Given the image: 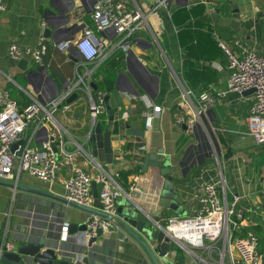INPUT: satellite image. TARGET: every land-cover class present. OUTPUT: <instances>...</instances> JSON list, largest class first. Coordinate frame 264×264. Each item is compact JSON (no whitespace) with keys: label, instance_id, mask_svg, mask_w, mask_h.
Listing matches in <instances>:
<instances>
[{"label":"crops","instance_id":"crops-1","mask_svg":"<svg viewBox=\"0 0 264 264\" xmlns=\"http://www.w3.org/2000/svg\"><path fill=\"white\" fill-rule=\"evenodd\" d=\"M95 1L2 0L5 9L0 10V89H8L21 109L37 102L53 115V119H44L47 113L42 111L28 125L24 136L32 138L31 146L40 149L50 131H56L58 138L54 146L60 156L73 154L75 163L89 171H95L93 166L97 165L121 186L123 193L118 207L126 206V196L132 194L136 203L161 222L195 214L200 185L222 178L229 204L236 201L235 219L239 223L236 235L254 231L264 253V143L257 144L247 126L254 95L230 91L224 102L201 114L192 134L177 127L174 112L190 115L193 106L180 98L182 85L189 86L183 79L187 54L178 40V33L184 27L172 19L175 10L201 3L206 6L201 17L205 25L197 26L202 33L212 28L218 39L232 50L239 51L235 42L239 41L264 56V0H166V5H157L156 0H133L145 13V25L135 30L127 55L113 46L98 60L99 65L84 63L74 46L85 26H92ZM77 4L84 6L86 14L78 24H69V12ZM42 34L49 47L43 64H37L30 55L20 60L10 58L11 44L36 47ZM99 35L117 39L116 32L109 29ZM62 41L70 43L67 52L58 48ZM196 45L190 62L212 66L217 78L210 87L225 89L231 72L229 62L221 57L212 60L211 57L218 55L217 48H212L204 36ZM81 77L89 81L90 91L81 83L71 95L77 93V98L70 103L65 101L70 109L65 110L62 104L52 110V102L77 86ZM212 77L211 71L206 80ZM94 81L101 82L99 88ZM203 87L200 84L193 90L199 93ZM102 93L114 117L111 120L107 110L105 118L97 119L94 124L91 99L97 101ZM143 95L162 109L150 129L146 127L147 106L141 99ZM192 101L197 108L198 99L193 96ZM107 130L111 132L113 157L117 160L113 163L108 162L104 150ZM146 153L169 159L173 193L165 194L163 177L153 176L140 166L146 160ZM121 171L128 174L127 184L119 176ZM68 174V168L63 169L51 184L23 172L16 190L0 184V243L7 240L15 248L19 246L27 227L25 221L44 223L48 217L47 222L58 228V221L66 219L73 231L76 229L73 224L80 225L89 218V213L48 195L65 194L64 181ZM94 183L93 194L101 187ZM132 185L134 190L130 188ZM118 232L116 228L106 233L110 235L106 244L109 264H154L140 242ZM147 242L160 264H195L176 243L172 242L175 245L171 244L170 251H178L177 256L166 257L157 251L156 242ZM234 254L238 256L236 251ZM203 256L209 260L206 254ZM225 263H230L229 258ZM0 264L8 263L0 261Z\"/></svg>","mask_w":264,"mask_h":264},{"label":"built area","instance_id":"built-area-1","mask_svg":"<svg viewBox=\"0 0 264 264\" xmlns=\"http://www.w3.org/2000/svg\"><path fill=\"white\" fill-rule=\"evenodd\" d=\"M157 5H166V0H156ZM91 14L92 26H85L82 36L74 42L76 50L79 51L84 63L100 64V61L113 46H117L124 54H128L131 49V39L137 28L145 25L146 16L135 1L133 0H96L93 3ZM5 5L0 0V10H4ZM86 14L83 5L77 4L69 12V24H78ZM115 29L117 39L99 35L108 29ZM45 35L42 34L39 44L36 47H21L17 44H11L8 54L14 60L23 59L30 55L37 64L44 63V57L48 52V45L45 42ZM239 51L232 50L226 43L221 42L225 50L231 69L229 81L225 89L211 88L196 93L193 89L182 85L181 100L186 104L192 105V112H174L173 119L175 125L182 128L186 134H192L195 124L200 120L201 114L205 113L213 105L224 102L230 91L243 92L250 88H255L253 92L254 102L250 106L247 126L257 144L264 143V56L249 46L235 41ZM68 41L59 43L58 48L67 52L70 48ZM92 71L90 72V75ZM83 83L84 87L90 91V83L81 77L73 89L68 90L60 98L52 102L51 109L57 110L65 101L71 97L75 88ZM82 85V84H81ZM195 96L199 101L196 108L193 105L192 98ZM145 101L147 111L145 112L146 127L152 128L155 117L160 113L161 106L151 101L146 95L141 96ZM91 116L95 120L107 111V102L105 94L102 93L97 101L91 99ZM69 104L64 105V109H70ZM46 112L44 119H53L51 110L37 102H32L21 109L16 99L8 89H0V181L12 182L16 190L20 176L23 172L30 174L40 180L54 183L57 173L68 168L69 174L64 181L65 187L69 192L70 201L85 206L95 208L93 193V183L101 184L98 196L102 203L100 211L110 216H117L118 199L123 193L120 185L116 184L106 172L97 165L93 168L95 171H89L75 163V156L67 153L61 156L55 149L58 134L52 130L48 139L44 140L40 149L31 146L32 138L24 136L28 125L36 117ZM26 139L22 148L21 155L11 151L14 143L20 139ZM221 186V187H220ZM131 190L135 189L132 185ZM199 206L196 214L188 216L170 217L164 223L158 220L157 227L162 229L165 236L170 238L171 244L176 243L193 260L195 264H226V258H229V264H262L263 252L260 249L261 241L254 231H248L244 234L236 235V229L239 226L235 216L236 201L229 204L223 186V179L213 182H203L200 185L196 195ZM87 229L83 232L86 240L96 237L97 230L103 229V233L109 232V229L115 225L114 220L100 216L96 213H89ZM60 231L53 228L54 231L62 235V240H68L71 223L66 219L58 221ZM67 234L69 237L67 238ZM220 242V244H218ZM15 249L13 242L3 240L0 243V255L5 251ZM238 253V256L234 252ZM215 253L218 257L214 258ZM178 251H169L164 256L176 257ZM203 254L209 257L205 259Z\"/></svg>","mask_w":264,"mask_h":264},{"label":"water","instance_id":"water-1","mask_svg":"<svg viewBox=\"0 0 264 264\" xmlns=\"http://www.w3.org/2000/svg\"><path fill=\"white\" fill-rule=\"evenodd\" d=\"M49 34V29L46 30L45 35ZM255 88L243 91V95L253 93ZM77 98V93L67 99V103L72 102ZM107 101V98H106ZM109 110L110 119H113L114 112L110 106L107 105ZM94 124L96 120L92 118ZM104 150L108 162L113 163L117 160L113 157V147L111 132L107 130L104 137ZM26 139L22 138L18 142L14 143L11 147L12 152H16V155H21L22 148L18 151L19 146H24ZM163 151H160L162 153ZM146 160L140 162V166L144 171H149L153 176L163 177L165 180V194L166 192L173 193V176L171 175L170 162L167 157H159L157 153H146ZM0 184L13 186V183L2 182ZM19 185H17L18 188ZM95 183H93V187ZM20 187V186H19ZM50 197L61 201L62 203H68L76 208L83 210L87 213H96L105 217H109L114 220L115 225L109 229V232H113L116 228L119 229L118 234H128L134 238L138 243L140 242L146 252H148L150 258L154 264H160L157 261L154 252L148 240L156 242L158 247L157 251H161L164 256L171 249V240L165 236L162 229L157 227V220L151 214H148L138 203L133 199V195L129 194L127 198L126 206H120L117 208V216H110L100 211L102 203L96 191L94 206L95 208H88L85 206H79L78 204L69 200V192L66 191L63 196H56L48 193ZM177 194L174 195V199L177 198ZM196 214V213H195ZM45 222H28L25 221L27 227L25 233L20 240L19 246L12 251H5L0 255V261H4L8 264H109L107 258L110 253L107 251V239H110V235L103 233V229L97 230V236L89 240H86L83 232L87 229L88 219L82 224H73L76 227L71 231V235L68 240H62V235L59 232L54 231L53 224L47 222L50 221L48 217L44 218ZM25 225V226H26ZM57 228V227H56ZM60 231V228H57ZM102 241L100 244L99 242Z\"/></svg>","mask_w":264,"mask_h":264},{"label":"trees","instance_id":"trees-1","mask_svg":"<svg viewBox=\"0 0 264 264\" xmlns=\"http://www.w3.org/2000/svg\"><path fill=\"white\" fill-rule=\"evenodd\" d=\"M206 10V6L199 3L196 5L189 7H181L177 10H175L172 14L173 22L176 25H180L184 28H182L178 33V40L179 43L185 48L186 50V59L184 60V73H183V79L188 83L191 90L197 88L200 84H204L203 90H210V83L213 80H216V71L213 69V67H206L204 65H197L193 62H190V59L195 56V48L196 44L199 43L202 40V37L204 36L207 39V42L209 45L211 44V47L217 48V54L216 56L211 57H221L226 58L228 61V56L221 46V41L218 39V36L212 28L202 33V31L197 26H203V21L201 20V17L204 15ZM198 50V49H197ZM201 56V54H200ZM230 63V61H228ZM228 63V65H229ZM211 71L214 73V77H212L209 80H206L207 74L211 73ZM94 83H97L94 81ZM101 85V82H98L97 88ZM202 91V90H201ZM101 118H105V115L102 114L97 118L98 120ZM127 173L125 171H121L119 173V176L122 178V181L124 183H128V177Z\"/></svg>","mask_w":264,"mask_h":264},{"label":"rangeland","instance_id":"rangeland-1","mask_svg":"<svg viewBox=\"0 0 264 264\" xmlns=\"http://www.w3.org/2000/svg\"><path fill=\"white\" fill-rule=\"evenodd\" d=\"M109 30H113V31H115V29H109ZM164 223V222H163ZM175 244H172V246H174ZM263 245H264V243H263ZM264 254V253H263Z\"/></svg>","mask_w":264,"mask_h":264}]
</instances>
